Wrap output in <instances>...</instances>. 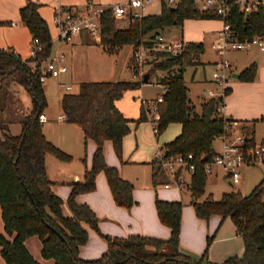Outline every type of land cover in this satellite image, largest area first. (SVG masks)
Returning <instances> with one entry per match:
<instances>
[{"label":"trees","instance_id":"16d2710c","mask_svg":"<svg viewBox=\"0 0 264 264\" xmlns=\"http://www.w3.org/2000/svg\"><path fill=\"white\" fill-rule=\"evenodd\" d=\"M169 6L163 3L158 13L128 20L123 28L115 27L111 12L104 10L98 18V44L109 53L117 52L123 46L134 49L140 42L150 43L166 27L181 26L184 19L215 17L196 11L190 0H179L171 5L172 9ZM18 15L31 38L36 39L38 49L27 59H21L13 51L0 48V88L6 79L16 75V81L31 99L30 110L19 118L21 130L18 135L10 134L7 125L0 120V210L4 231L0 234V256L5 264H41L24 246V240L34 235L40 241L41 256L51 259V264H264V176L247 194L235 190L222 192L217 200L210 195L198 200L205 182L204 164L216 153L212 142L219 135H228L226 124L233 121L217 110L223 105V96L229 91L227 87L222 96L202 99L198 111L187 97L182 74L187 66L198 62L202 45L187 42L177 55L154 53L146 72L150 75L156 70L165 71L157 78V83L164 89L160 100H154L153 114L157 119L154 122L152 118L148 119L146 114L150 111L140 103L138 117L133 122L153 123L156 135L171 123L179 124V132L163 144V155L164 151V156L191 154L194 168L187 190L195 216L202 220L211 215L228 217L242 240L239 256H228L218 263L206 258V247L213 234L206 238L205 248L198 257L179 250L181 203L177 200L154 198L157 219L169 229L166 239L101 233L92 209L74 200L77 194L94 190L95 176L102 172L114 204L125 209L133 204L132 184L119 175L115 166L105 163L103 146L109 141L120 158L122 139L130 132V120L122 115L114 102L126 91L137 89L141 83L139 79L82 81L76 92L61 95L59 106L63 119L77 125L83 141L90 139L94 149L89 168L84 170L80 181L71 184L65 200L52 192L44 167L45 154L51 153L60 160L70 157L46 140L38 120L46 105L40 76L43 75L42 63L49 55L50 35L46 22L37 12L36 3L26 1L18 9ZM225 21L238 40L262 35V7L245 15L232 6ZM255 71V63H250L239 72L238 78L251 81ZM261 119L264 120V114ZM245 137V145L252 146L254 138ZM149 163L153 166L158 160ZM155 176L154 168L152 182ZM63 203L70 213L68 216L61 212ZM86 228L105 243V250L93 259L78 256L79 246L87 240Z\"/></svg>","mask_w":264,"mask_h":264},{"label":"crops","instance_id":"0c3cea01","mask_svg":"<svg viewBox=\"0 0 264 264\" xmlns=\"http://www.w3.org/2000/svg\"><path fill=\"white\" fill-rule=\"evenodd\" d=\"M26 1H32L37 4V12L40 15V17L46 22L48 28V32L50 35V45L54 42V34L57 35V31L53 23V13L56 7L58 6L71 7L74 5L82 4V0L81 1L0 0V48L13 51L21 59H27L28 57H30L31 55L30 50L32 46L31 34L26 28V26L22 24L18 15V9L21 6H23L26 3ZM111 4L112 3H106L102 6H108ZM262 11H263V31L260 37L264 43V0H263ZM118 21L120 24H122L121 28L125 27L124 26L125 22L123 20H118ZM220 28H221V21L215 17L184 19L180 26L179 37L175 40H170V41L184 40L186 42H196L202 45L206 35L209 38L211 37L213 42L216 39L217 32L219 31ZM78 35L80 36V38H82V40L85 41V43H87L88 47L98 44V40L92 41L85 32H81ZM241 50H244L242 56L230 55V60H227L224 57L230 65V72L228 77H234L232 75L236 73L237 76L234 78H238V74L243 68H245L250 63H255L256 71L254 74V78L251 81L243 82V81L234 80L232 82L226 83L225 87H227L229 91L225 96H223V106L221 108V113L223 114L224 117L228 119H232L233 121L236 122L234 127L231 129L232 133L236 131L238 133L245 132V135L252 136L254 138V123H252L251 125L250 122L251 120L260 118L264 114V50H259L256 46H250L246 49H241ZM228 51L230 50H227L226 52ZM131 54H132V49L131 47H129L127 49V58H125L127 60V62L125 63L127 69L129 68L128 63L131 59ZM48 58L50 57L48 56ZM218 59L219 58L208 61L212 69H213V62ZM124 60L122 62V66L124 65ZM64 72H67V69ZM13 76L15 80L16 76L15 75ZM160 76L158 75L156 77L158 78ZM115 79L127 80L124 79V77H122V73L118 69L115 73V78H113L112 80ZM8 80L9 79H6L2 83L1 91H0L3 94L0 97V108H1L0 120L7 125V129H8V122L11 119L19 121V118L25 113L17 97L13 94V92L8 90V84H9ZM209 80L211 84H214L213 86H215V88L213 89L208 88L206 89V91L209 90L213 92L215 95H217L218 88L215 85L214 81L211 79V73ZM82 81H91V80L83 79L80 82ZM45 82L46 79L42 83L44 94H45V90H44ZM62 85L63 86L67 85L69 86V89L71 88L70 85L63 83L60 84L61 88ZM138 90L139 89L137 88L134 90L126 91L119 99H117L114 102L116 108L122 113V115L130 120L129 126L133 125L134 124L133 120L138 117L140 99L142 98H139L138 95V97L134 99L133 96L134 95L133 93L138 92ZM202 92L204 93V91ZM161 94L162 92L160 94H156L155 98ZM155 98H153V100L151 99V102L154 101ZM122 100H124L125 103ZM129 109L131 112H129ZM42 115H43V119L40 121V126L42 123L47 121V117L44 111H42ZM56 121H57L56 124L60 129L70 134V140L71 138L74 139L81 137L83 141L82 132L77 125L66 122L62 118V114L61 116L60 115L57 116ZM172 124H177V123H172ZM178 132L179 131L177 128L175 135ZM153 135L155 134L153 133ZM50 141H52L58 148L62 149L63 151L73 154L74 159L77 158L76 150L70 149V146L68 144L62 145L60 142H58V140H55L53 138L52 139L50 138ZM88 141H90L92 145L90 152V158H91V154L94 149V143L90 139L83 141V143L86 144ZM109 146L112 147L111 143L109 141H105L103 146V152L105 155L106 153H108ZM212 147H213V142H212ZM158 148L160 149V146ZM216 151L218 150H215V152ZM128 161L135 163H143L144 160L143 158L121 160V166L124 163L126 165V162ZM49 163L51 162L48 161L47 163H45L44 161L46 176L48 173L49 174L51 173V170L55 172L54 174L55 178H53L52 180L49 179L52 182L51 190L56 195H58L62 200H65L70 190L71 184L80 181L82 179L84 170L89 168L90 159L87 168L84 166L83 168H79L69 164L66 165L54 164L51 167ZM107 163L114 164L112 160L110 161L108 160ZM148 164L150 165L151 176H152V172L153 169L155 168V165L151 166L150 163ZM121 166H119L118 168L116 167L118 173L122 178L128 180L126 177H123L121 172L122 169ZM150 181L152 185H155L158 182H161V184L163 183V181L159 180L156 176L154 177V182H152L151 178ZM165 189H170V188H165ZM131 194H132L133 204L130 206V208L125 209L116 206L112 201V197L109 188L107 186L105 177L102 172H99L95 176L94 190L86 193L77 194L74 197V200L76 203H85L92 209V211L94 212L97 218V226L101 233L108 235H115V236L140 234V235L153 236L157 238L166 239L169 235V229L166 226L159 223L153 204L154 198L157 196L155 195L153 197L152 193L148 190L144 193L142 192L141 195V193L137 194V192L133 189ZM158 198L162 200H174V198H169L165 193V191L162 194H160ZM64 205H65L64 203L61 205V209H63ZM62 214L64 216L70 215L68 209H67V213L66 212L64 213L63 211ZM225 220H227L226 217H220L218 215H211L207 220H202L197 218L193 213V211L191 212L190 210H188V212L185 213V209L181 208L180 226H179V234H178L179 250L185 254L190 255L191 257H198L205 248L206 238L213 234L209 244L206 247V258L208 261L218 263L228 256H233V255L239 256L242 253V249H243L242 240L240 236L236 233L235 227L233 223L230 221V219L228 221ZM86 230H87V240L83 245L79 246L78 256L83 259H93L96 258L99 254H101L105 250V243L94 231L88 228H86ZM0 234H4L3 224L1 219V210H0ZM7 238L10 239L11 236L10 237L7 236ZM33 239H34L33 236L27 237L24 240V246L26 247V242ZM31 256L35 258L32 254ZM35 259L37 260V258ZM37 261L40 262L41 264H51L50 261L48 262H43L40 260ZM0 264H5L1 256H0Z\"/></svg>","mask_w":264,"mask_h":264},{"label":"rangeland","instance_id":"374dc122","mask_svg":"<svg viewBox=\"0 0 264 264\" xmlns=\"http://www.w3.org/2000/svg\"><path fill=\"white\" fill-rule=\"evenodd\" d=\"M81 1V0H76ZM93 2H98L100 5H104L106 3H115L122 0H91ZM86 0H82V4L74 5L77 7L83 6ZM165 3L163 0H151L149 3L145 5V9L143 14H156L159 12L161 5ZM166 4V3H165ZM168 5V4H166ZM125 22L124 26L127 25V19H120ZM114 25L117 28H121L122 24L119 23L118 20L114 21ZM55 27V26H54ZM180 26H170L166 27L160 31V34L169 40H175L179 37ZM87 34V33H86ZM88 37L92 41H97L95 38L89 34ZM99 41V39H98ZM214 42H212L211 37L204 38L202 43V52L198 57V62L194 65H189L183 71V80L187 87V97L191 104L194 106L195 110H199V104L202 99H205L207 96L202 92L206 91L208 88H215L214 84L210 83V73L212 71V67L208 63V61L217 59L219 56L216 54L214 49ZM128 46L121 47L117 52L109 53L99 44L88 47L87 43H85L80 36L71 35L70 40L63 41L57 38V35L54 34V42L50 45L49 48V57L60 56L62 55V64L65 65L67 72L59 73L57 76H47L44 90H45V100L46 105L42 111L46 114L47 121L41 124V132L43 136L48 140L52 145L57 147L50 138L58 140L62 145L68 144L70 149L76 150L77 158H73V154L63 151L67 155H69L68 160H60L56 158L51 153L45 154V163L50 161V166L52 167L54 164H69L72 166H76L79 168H83L88 166L91 152V142L88 141L86 144L83 143L81 137L74 138L70 140V134L58 127L57 116L62 114L59 99L61 95L65 92H76L78 90V84L83 79H89L91 81H108L115 78V73L117 69L122 73V77L127 80L131 79L130 68L132 66L131 59L129 61V68L127 69L126 62L127 60V49ZM244 50H230L226 52L224 57L227 60H230V55L233 56H242ZM49 58L47 57L46 60ZM125 59V60H124ZM45 60V61H46ZM124 60V65L122 66V62ZM42 63V68L44 67V63ZM125 67V68H124ZM150 69V64H147L143 67V70ZM43 70V69H42ZM146 72V71H145ZM165 71L156 70L150 74V77L147 79L145 83L141 82L138 87V92H134L133 96L136 99L139 95V98L143 100H148L144 104L145 107L149 109L152 102L151 99L155 98L156 94H160L163 92L162 86L157 84V77L160 75H164ZM16 76V75H15ZM17 77V76H16ZM44 79V80H45ZM234 80L243 81L239 78L228 77L227 82H232ZM8 90L13 92V94L17 97L18 101L22 105L24 112H27L31 108V99L27 91L16 81L14 80V76L9 78ZM44 82V81H43ZM42 82V83H43ZM226 82V83H227ZM68 84L70 85L69 90H64L61 88L60 84ZM1 91V88H0ZM217 93H219L217 89ZM3 94L0 92V97ZM124 102V100H122ZM125 103V102H124ZM14 109V108H13ZM129 112L130 109H129ZM243 120V119H241ZM254 123V144H258L262 140H264V120L260 118L251 120L250 124ZM248 124V123H247ZM179 131V125L177 124H169L160 134L153 135L151 131V126L149 121H142L138 124H133L130 126V132L124 136L122 139V148H121V156L118 158L113 152L112 147L109 146L108 153L104 154L105 163L107 165L119 167L121 166V160L125 159H133V158H143V163H135V162H126L121 166V172L123 177H126L128 181L132 184L133 188L137 194L142 192H146L147 190L152 193V196L155 195L157 198L164 191L169 198H174L181 203V208L185 209V213L190 210L193 211V208L190 204V194L189 191L186 190V187L180 189V192L175 190L174 188L165 189L163 188L161 182L156 183L155 185L151 184V168L148 164L151 160H158L156 153L157 151L162 152L164 150V143L171 140L175 136V132ZM20 124L18 120H10L8 122V131L12 135H18L20 133ZM177 134V133H176ZM238 132L232 133L229 131L228 138H231L234 135H237ZM241 135L247 136L244 133ZM1 135V133H0ZM157 138V139H156ZM253 144V145H254ZM221 142L219 139H215L213 141V148L215 150L220 149ZM160 146V149L158 148ZM246 147H250L245 145ZM108 160H112L114 164H108ZM107 161V162H106ZM88 169V168H87ZM156 169V177L165 182L167 181V177L159 168L158 163L155 164ZM239 177L237 183H232L229 178L226 176L224 170L220 167L211 165L210 171L205 172V182L203 185V193L199 196L198 200H203L205 197L210 195L212 199H219L222 192L227 191H235L238 190L241 194H247L254 185L261 181L264 176V162L257 164H247L243 165L238 169ZM55 172L51 170V173L47 174V178L52 180L55 178ZM98 174V173H97ZM185 179L186 182H189V178L191 174L180 173ZM50 188L52 182L50 181ZM262 187L264 190V180L262 181ZM156 192V194H155ZM130 208V207H129ZM61 211L67 213V207L64 205ZM194 213V211H193ZM228 221L229 218L226 217ZM231 221V220H230ZM33 240H29L26 242V248L28 251L35 257L37 260L48 262L51 259H46L41 256L40 253V241L37 236H33ZM151 249V247L149 246ZM100 255V254H99ZM98 255V256H99ZM97 256V257H98ZM34 258V259H35ZM36 260V259H35Z\"/></svg>","mask_w":264,"mask_h":264},{"label":"built area","instance_id":"2783aa9c","mask_svg":"<svg viewBox=\"0 0 264 264\" xmlns=\"http://www.w3.org/2000/svg\"><path fill=\"white\" fill-rule=\"evenodd\" d=\"M151 0H122L108 6H102L91 0H86L81 7H63L58 6L53 13V23L57 31V38L63 41H69L71 35H77L85 32L95 38L99 39V24L98 18L100 13L108 9L115 20L127 19L135 20L140 18L145 9V5ZM168 5H173L179 0H163ZM196 11L206 15H213L221 21V28L217 32L214 42V49L219 59L213 62V69L211 72V79L214 81L218 90L215 95L211 91H204V94L209 97L222 96L223 89L230 72V65L224 58L227 50H241L250 46H256L259 50H264V43L260 36H253L250 39L238 40L232 34L229 24L225 21V17L229 13L232 6L243 14H249L256 11L263 6V0H190ZM37 41L32 39V46L30 53L32 56L38 49ZM186 41L176 40L170 41L165 39L160 33L156 34L150 43L140 42L134 49H132L130 68L131 79H142L145 73L143 67L149 64L154 53L161 52L169 55L179 54L186 46ZM66 71L65 65L62 64V55L53 56L45 61L40 81L43 82L47 76H57L59 73ZM62 88L69 90V86L62 85ZM161 96H157L155 100L159 101ZM140 103L145 106L146 100L140 99ZM223 106V105H222ZM222 106L217 110L221 113ZM147 112V118H152L153 122L157 116L153 114L154 101H152ZM152 115V116H151ZM223 116V114L221 113ZM224 117V116H223ZM63 118V116H62ZM43 119L42 113L38 115V120ZM236 124L235 121H230L226 124V131L231 129ZM151 130L155 134V125L151 124ZM228 135L222 134L215 139L221 142L220 149L216 151L213 158L204 164V171L209 172L210 166L214 165L220 167L225 171L226 176L232 183L238 182V169L247 164H257L264 162V141L254 144L250 147L245 146L246 137L238 133L231 138ZM158 153V165L167 181L162 183L163 188H174L180 191L181 188L186 187V179L180 173L191 174L194 168L191 154L164 156L163 151ZM262 198L264 199V193Z\"/></svg>","mask_w":264,"mask_h":264},{"label":"water","instance_id":"95a60500","mask_svg":"<svg viewBox=\"0 0 264 264\" xmlns=\"http://www.w3.org/2000/svg\"><path fill=\"white\" fill-rule=\"evenodd\" d=\"M169 8L172 9L173 7L170 5ZM232 76L236 77L237 74L235 73V74H233ZM148 77H149V73H148V72H145V73L142 75L141 82L145 83V82L147 81ZM165 154H166V151H164V155H165Z\"/></svg>","mask_w":264,"mask_h":264}]
</instances>
